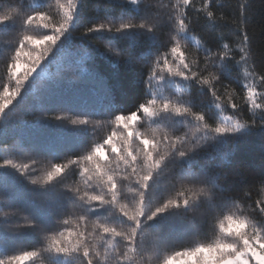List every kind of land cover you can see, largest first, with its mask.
I'll list each match as a JSON object with an SVG mask.
<instances>
[{
  "label": "trees",
  "instance_id": "1",
  "mask_svg": "<svg viewBox=\"0 0 264 264\" xmlns=\"http://www.w3.org/2000/svg\"><path fill=\"white\" fill-rule=\"evenodd\" d=\"M60 2L66 4L67 0ZM74 2L76 7L69 28L24 82L13 104L0 114V164L7 158L30 166L28 176L10 166H0V214L10 213L7 217L0 215V223L7 221L8 227L15 228L34 221V224L23 226L16 232L0 230V259L21 250L38 249L42 244L47 246L51 233L40 231V226L51 230L56 227L59 219L69 220L75 225V218L63 216V212L71 195L67 187L83 186L78 183L79 167L69 165L60 177L48 184L43 183L44 177L56 164L67 165L69 160H76L110 134L115 128L114 114H130L140 102L150 99L154 92L160 98L183 91L187 92L189 103L196 107L194 110H202L210 118L215 117V122H220L224 116H233L234 120L238 119L243 123L253 116L241 98V95H246L244 86L254 84L258 93L264 92V85L260 81V76L264 74V0H215L216 7L213 11L223 19L213 22L207 17L199 16L194 22L193 32L183 33L185 39L191 41L186 44L182 41L186 47V50L182 47V51H185L190 60L199 62L204 57V53L199 51L201 46H214L219 41L235 48V32L239 34V31L233 27L234 14L239 3L248 4L249 19L244 25V31L249 36L248 63L239 65L229 58L228 73L223 76L228 81L226 83H231L229 92L235 89V102L244 105L239 113L230 108L220 112V109L205 99L210 95L208 89L201 88L194 81L168 76L159 81L155 89L146 87L149 62L168 46L167 23L161 24L159 33L155 35H145L139 30L131 29L82 34L86 26L99 23L108 26L107 20L118 23L129 17H148L150 10L140 7L142 0L138 3H133L132 0ZM158 2L167 11L177 0ZM201 3L202 0H194V7L199 9ZM55 4L56 0H0V14L11 8L19 9L15 19L0 24V92L4 86H8L10 90L15 86L14 81H10L8 77L5 54L9 55L10 63V55H14L15 47L18 46L17 40L24 34L39 36L51 32L50 29L37 25H25L26 14L35 10H47L53 5L50 14L53 22L59 23L63 16L56 14ZM191 7L192 0L190 12ZM134 39L139 41L138 45L134 44ZM107 42L119 48L133 45L143 63L127 65L118 61L106 51ZM217 50L213 47L214 52ZM25 51L31 49L25 48ZM21 63L18 75H22L27 66L24 60ZM245 76L247 79H244ZM216 87L219 89L220 85ZM59 117H64L65 120H58ZM83 119H87L89 123L71 124V120ZM184 120V116L161 113L153 117L150 123L153 126L182 129L185 126ZM209 124L215 126L211 119ZM133 131L144 132L145 128L133 122ZM233 138L235 145L231 146ZM180 163L183 165L181 175L187 174L189 169L207 172L216 178L222 194L237 196L253 183L264 181V126L245 127L236 133L209 140L194 158H184ZM160 172L163 174L154 175L149 182L147 209L157 206L171 190V166L165 172L162 168ZM33 179L37 184L31 183ZM262 186L264 185L256 183L257 189ZM252 196L253 200L259 199L255 192ZM198 206L208 207L206 201ZM247 206V202L240 203L241 208ZM91 214L93 219L107 217L115 223H128L118 213L109 216L107 207L95 209ZM161 225L164 226L160 233L161 242L169 248L164 255L182 251L183 247L192 246L196 242L206 243L215 238L210 220L193 217L182 209H168L150 221L145 220L143 228L152 231ZM89 228L91 232V226ZM93 235L90 234L89 240L95 243ZM77 259L76 255L65 256L51 252L43 258H37L35 264H77ZM146 264H153L151 255L146 257Z\"/></svg>",
  "mask_w": 264,
  "mask_h": 264
},
{
  "label": "snow or ice",
  "instance_id": "2",
  "mask_svg": "<svg viewBox=\"0 0 264 264\" xmlns=\"http://www.w3.org/2000/svg\"><path fill=\"white\" fill-rule=\"evenodd\" d=\"M132 2L138 3L139 0ZM247 5L239 3L234 14L233 27L239 31V34L235 32L236 47L230 48L228 43L220 41L214 46H201L199 51L204 53V57L199 62L190 60L185 51H182V47L191 42L185 39L183 33L193 32L194 22L199 16L207 17L213 22L223 19L213 11L216 7L215 0H202L199 9L194 7L192 0L191 12L190 0H177L167 11L158 0H142L140 7L150 10L148 17H129L118 23L107 20L108 26L105 23L86 26L82 34L100 30L121 32L131 29L139 30L145 35H155L159 33V26L167 23L168 46L149 62L146 87L155 89L157 83L168 76L194 81L201 88L208 89L210 95L205 99L220 109V112L230 108L239 113L244 105L235 102V89L229 92L231 83H226L228 81L223 76L228 73L229 58L239 65L248 63L249 36L244 31V25L249 19ZM75 7L74 0H67L66 4L56 0V14L63 16L59 23H54L50 14L53 5L47 10H35L26 14L25 25H37L50 29L51 32L39 36L24 34L17 40L18 46L15 47L14 55H10V63L9 55L5 54L8 77L10 81H14L15 86L11 90L4 86L0 92V114L13 104L24 82L69 28ZM18 13V8H11L0 14V24L15 19ZM138 43L134 39V44ZM213 47L218 50L214 52ZM25 48H30L31 51L26 52ZM105 49L127 65L143 63L133 45L119 48L107 42ZM22 60L27 66L23 74L18 75ZM222 64L224 67H221ZM260 81L264 85V74L260 76ZM217 85H220L219 89ZM244 87L246 95H241V98L253 116L243 123L238 119L234 120L233 116H224L220 122H215V117L210 118L204 111L194 110L196 107L189 103L188 94L183 91L160 98L154 92L150 99L140 102L130 114H114L115 128L110 134L96 142L76 160H69L67 165L56 164L44 177L43 183L48 184L54 178L60 177L69 165L79 167L78 183L83 186L67 187L71 195L63 212V216L75 218V225L69 220L59 219L56 227L51 230L40 226V231L51 233L47 246L42 244L38 249L21 250L6 255L0 259V264H35L37 258H43L51 252L65 256L76 255L77 264H146V257L149 255L153 264H173L174 261H182L183 264H264V186L256 188V183L264 185V181L253 183L242 193L232 196L231 193L222 194L216 178L207 172H194L189 169L187 174H180L183 169L180 161L194 158L209 140L236 133L245 127L264 126V92L258 93L254 84ZM161 113L184 116L185 126L182 129L153 126L151 119ZM57 119L65 120L64 117ZM210 119L215 126H210ZM133 122L144 127L145 131H133ZM88 123L87 119L71 120L73 125ZM230 145H235V138L230 141ZM0 166H10L26 176L29 175L28 164H18L12 159H3ZM170 166V192L157 206L147 209L149 182L154 175L163 174L160 172L162 168L165 172ZM31 183L35 185L37 181L33 179ZM253 192L259 199L253 200ZM204 201L208 207H199ZM241 202H247V208H241ZM105 207L109 216L118 213L128 223H115L107 217L93 219L92 211ZM172 208L186 210L188 214L200 217L201 220H210L215 238L210 242H196L192 246L183 247L182 251H172L170 255H164L169 249L160 239L164 226L149 231L143 228V224L145 220L150 221ZM0 215L7 217L10 213ZM7 223H0V230L16 232L23 226L34 224V221L15 228L8 227ZM90 234H94L95 243L89 240Z\"/></svg>",
  "mask_w": 264,
  "mask_h": 264
},
{
  "label": "rangeland",
  "instance_id": "3",
  "mask_svg": "<svg viewBox=\"0 0 264 264\" xmlns=\"http://www.w3.org/2000/svg\"><path fill=\"white\" fill-rule=\"evenodd\" d=\"M174 264H183V262L182 263H174Z\"/></svg>",
  "mask_w": 264,
  "mask_h": 264
}]
</instances>
